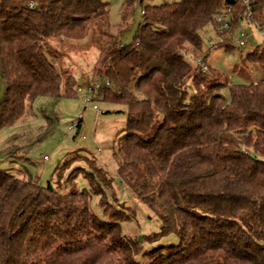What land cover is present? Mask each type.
I'll list each match as a JSON object with an SVG mask.
<instances>
[{"label": "trees", "instance_id": "trees-1", "mask_svg": "<svg viewBox=\"0 0 264 264\" xmlns=\"http://www.w3.org/2000/svg\"><path fill=\"white\" fill-rule=\"evenodd\" d=\"M28 1L0 0V129L22 119L37 97L76 96L51 40L85 39L109 13L103 0H31L32 9ZM136 4L142 17L133 39L108 35L91 75L100 81L92 99L125 109L118 178L96 166V174L85 172L88 188L62 193L0 171V264H264V77L232 83L205 55L206 70L188 57L223 9L229 28L217 31L223 41L212 48H236L245 8L230 0H125L124 21ZM251 5L262 19L264 0ZM249 65L264 72V35L232 73L248 77ZM119 183L159 219L157 232L124 233L126 213L112 204ZM94 198L112 220L92 210ZM169 234L178 243L143 249Z\"/></svg>", "mask_w": 264, "mask_h": 264}, {"label": "rangeland", "instance_id": "rangeland-1", "mask_svg": "<svg viewBox=\"0 0 264 264\" xmlns=\"http://www.w3.org/2000/svg\"><path fill=\"white\" fill-rule=\"evenodd\" d=\"M103 1L108 4V18L93 24L85 39L51 40L53 47L58 50V65L75 78L76 96L58 99L37 97L29 104L22 119L0 129V171L19 178L34 177L40 185L50 183L62 193L88 188L89 181L85 172L96 174V166L100 168V174L112 179V182L114 177L118 178L114 152L117 151L121 130L125 126V109L119 104L93 100L95 92L89 91L88 87L100 83L99 80L91 81V75L97 59L107 50L108 35L118 34L120 43H130L141 20L142 11L141 6L136 4L131 15L124 21L122 11L125 0ZM173 1L178 0H143L149 5ZM251 20L253 21H242L240 24V29L245 33V44L241 48L229 49L228 52L222 48L213 49V44L219 42V35L216 27L208 25L201 31V49L193 50L190 55H205L206 65L228 75L232 83H248L263 78L264 72L255 65H249L246 72L248 77L232 73L233 65L239 63V58L262 42L264 17L256 20L252 16ZM255 24H259L262 30ZM235 37L236 32L233 39ZM189 85L192 92L190 82ZM5 88L6 82L0 75V100ZM222 93L229 100L227 87L223 88ZM78 121L80 126L77 128ZM114 188L118 200L112 204L126 213L122 221L124 233L138 237L157 232L159 219L149 211L145 203L120 183ZM92 210L99 217L112 220L102 213L96 198L93 199ZM176 243L178 238L169 234L157 241L143 243L142 247L150 250L160 245Z\"/></svg>", "mask_w": 264, "mask_h": 264}, {"label": "built area", "instance_id": "built-area-1", "mask_svg": "<svg viewBox=\"0 0 264 264\" xmlns=\"http://www.w3.org/2000/svg\"><path fill=\"white\" fill-rule=\"evenodd\" d=\"M230 1L240 2L244 6L245 13L243 16V21H250L252 19L253 12H252L251 4L254 0H230ZM26 6L32 9L35 6V3L30 0L26 3ZM229 22H230V14L228 9L221 10L216 17V23H217L216 30L218 32L226 31L229 28ZM255 25L257 26V28H259L258 24ZM262 35H264V32L262 33ZM219 41L222 42L223 38L219 37ZM233 44L236 48H241L245 44V33L242 29L239 28L236 31V37L235 39H233ZM188 57L190 59H193L197 65L202 67L203 70H206V65L203 61V56L192 57L191 55H188ZM92 87L97 88L98 84L95 83L93 86L88 87V90L91 91ZM69 128H71V126Z\"/></svg>", "mask_w": 264, "mask_h": 264}]
</instances>
